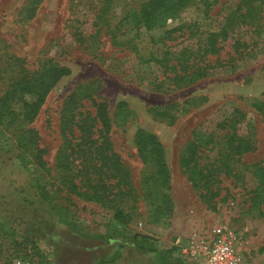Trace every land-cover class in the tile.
<instances>
[{"label": "rangeland", "instance_id": "obj_1", "mask_svg": "<svg viewBox=\"0 0 264 264\" xmlns=\"http://www.w3.org/2000/svg\"><path fill=\"white\" fill-rule=\"evenodd\" d=\"M104 1L0 0V97L17 77L36 75L47 64L67 70L33 120L16 121L3 133L0 128V264L18 256L34 264H198L182 256L178 244L191 245L221 224L238 231L246 264H264V204L252 206L251 174L240 180L223 175L219 193L205 199L181 163L195 130H214L235 107L247 115L239 132L254 140L243 160H264V113L253 106L264 101V1L189 0L152 30L126 19L147 0H112L101 19ZM251 6L249 21L256 25L239 26L219 41V53L204 58L214 65L207 76L178 87L169 79L172 70L145 61L151 52H169L174 60L185 47L197 49L229 13ZM238 39L244 44L237 51ZM84 83L107 101L113 148L131 172L132 191L120 203L129 212L124 220L108 205L58 191L47 170L62 142L64 100ZM171 105L166 116L155 115ZM142 129L165 149L168 216L161 214L165 202L153 184L155 167L136 144Z\"/></svg>", "mask_w": 264, "mask_h": 264}, {"label": "trees", "instance_id": "obj_2", "mask_svg": "<svg viewBox=\"0 0 264 264\" xmlns=\"http://www.w3.org/2000/svg\"><path fill=\"white\" fill-rule=\"evenodd\" d=\"M254 1L256 0H251ZM111 2L112 0L104 1L98 18H104L111 8ZM188 2L189 0H147L139 9L129 12L126 19L134 26H143L147 30L163 27ZM253 11L252 6L245 12L237 7L226 16L218 32L209 33L203 45L197 49L183 48L178 55L173 56L174 60L169 57V52H164L162 56L151 52L144 59L172 70L173 74L169 79L178 87L194 82L207 76L209 69L214 67L203 61L207 55L219 53L222 49L219 46L220 40L228 38L231 31L239 26L256 25L255 21H249L250 12ZM180 28L181 26L171 28L167 32L172 33ZM242 44V40L236 41L237 51ZM218 61L219 59L216 62ZM66 72V68L62 66L47 64L36 75L17 77L0 97L1 132L10 130L16 121L23 123L33 120L50 89ZM85 100L91 103L86 105ZM253 106L264 113V101L256 100ZM172 107L173 105L159 108L155 115L164 117ZM246 116L241 108L235 107L229 115L215 124L214 130L209 131L207 127L204 129V126L195 130L193 139L182 151L181 163L189 180L205 199L219 193L218 185L223 175L240 180L248 173L255 180L251 190L252 206L264 204V160L254 163L243 160V155L254 149L252 136L239 132ZM171 119L174 121V118ZM111 127L108 103L97 94V88L92 83L77 86L64 100L60 115L62 142L54 167L47 170L50 169L51 179L56 183L58 191L108 205L116 209L115 218L124 220L129 212L123 213L124 207L120 203L131 193L133 185L128 166L113 148ZM21 142L24 141L20 139L18 143ZM136 144L145 161L155 167L153 184L159 189L165 202L161 214L168 216L172 205L166 201L171 202V186L163 143L155 134L142 129L136 134ZM21 146L23 147L22 144ZM41 153L42 150L38 148L36 155L44 165ZM174 250L171 248L168 252Z\"/></svg>", "mask_w": 264, "mask_h": 264}, {"label": "built area", "instance_id": "obj_3", "mask_svg": "<svg viewBox=\"0 0 264 264\" xmlns=\"http://www.w3.org/2000/svg\"><path fill=\"white\" fill-rule=\"evenodd\" d=\"M240 236L235 228L221 224L207 231L203 236L188 243H180L182 256L198 264H246L240 249ZM11 264H34L29 257L18 256Z\"/></svg>", "mask_w": 264, "mask_h": 264}]
</instances>
